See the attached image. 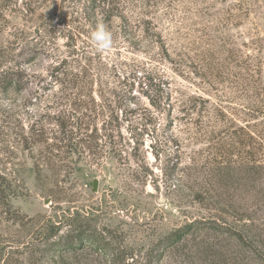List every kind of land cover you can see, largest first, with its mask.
I'll return each instance as SVG.
<instances>
[{"label":"rangeland","instance_id":"rangeland-1","mask_svg":"<svg viewBox=\"0 0 264 264\" xmlns=\"http://www.w3.org/2000/svg\"><path fill=\"white\" fill-rule=\"evenodd\" d=\"M80 11L0 0V264H264V0H125L103 53ZM79 227L107 248L55 249Z\"/></svg>","mask_w":264,"mask_h":264},{"label":"trees","instance_id":"trees-1","mask_svg":"<svg viewBox=\"0 0 264 264\" xmlns=\"http://www.w3.org/2000/svg\"><path fill=\"white\" fill-rule=\"evenodd\" d=\"M79 5H80V12H82L84 15H86V19L89 23V26L92 28H96L97 24H103L106 26V23L109 21V17L111 13L114 11L118 13H122L125 7V0H78ZM82 1V2H81ZM127 6V5H126ZM98 16H101L103 21L101 23L98 21L96 18ZM122 23V29L120 33L124 35V37L127 35V37L130 36V39H134L135 33L129 31V23L126 21V19H123ZM41 45L39 47L34 46L33 50L37 53H40ZM32 50V49H31ZM31 50H26L27 53ZM19 55H16L17 57ZM34 56V55H33ZM35 57V56H34ZM15 63V62H14ZM12 72H6L5 77L7 79H11L10 83L13 84V80H19L21 78V74L19 73L18 70H14L12 68ZM7 74V75H6ZM47 78L49 79V83L51 86H60L61 88H76V87H81L82 80L86 79V74L85 71L81 72H73L72 69H70V66L67 64L65 60H59L55 65L50 66L47 70L46 73ZM144 79H148L147 76H143ZM81 81V82H80ZM9 83V86L11 85ZM147 85V84H145ZM165 88L156 90L153 88V85L151 83L148 84V89L150 92L149 94H146V98L148 99V103L154 107V108H160V109H166L170 108V100H171V95H170V90H169V84H164ZM169 113V112H168ZM67 122V117L64 113L63 116V122H61L60 128L62 132H65L66 123ZM77 126V125H76ZM73 127V126H72ZM96 131V129H95ZM70 133H72L70 131ZM93 135L91 134H86V139L88 141H91ZM73 138V137H71ZM64 139V138H62ZM67 225H69L68 222H66ZM207 224H202L199 225V222H196V224L192 225H187L184 226L183 228H179L177 230H174L170 234L164 236L162 240L157 244V246L162 242L166 245L167 247H170L171 245L177 244L178 242H181L188 233H190L193 229H199V228H206V229H212V225L206 226ZM56 239L58 241L55 243V249H72L74 248V242L76 241L77 243V248H83L85 245H89L90 247H96L99 248L100 250H104L108 246L107 242V236L103 235L102 233H98V236H94L93 234H89L87 236V233H85V230L81 229L79 227L77 234L75 236H72L70 238H64L62 239L61 237L56 236ZM62 240V241H61ZM185 240V239H184ZM164 241V242H163ZM154 249H151L149 251V254L154 256L158 252H153ZM156 262H151V264H155Z\"/></svg>","mask_w":264,"mask_h":264},{"label":"clouds","instance_id":"clouds-1","mask_svg":"<svg viewBox=\"0 0 264 264\" xmlns=\"http://www.w3.org/2000/svg\"><path fill=\"white\" fill-rule=\"evenodd\" d=\"M89 43L98 52H107L112 47V36L107 28L103 25H97L96 28L91 30L89 37Z\"/></svg>","mask_w":264,"mask_h":264},{"label":"water","instance_id":"water-1","mask_svg":"<svg viewBox=\"0 0 264 264\" xmlns=\"http://www.w3.org/2000/svg\"><path fill=\"white\" fill-rule=\"evenodd\" d=\"M94 188H95V186H94Z\"/></svg>","mask_w":264,"mask_h":264}]
</instances>
